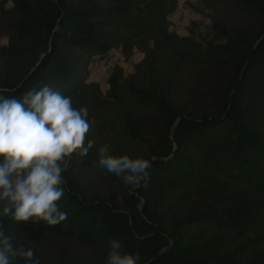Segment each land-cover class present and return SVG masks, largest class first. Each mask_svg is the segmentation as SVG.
<instances>
[{"label": "trees", "instance_id": "obj_1", "mask_svg": "<svg viewBox=\"0 0 264 264\" xmlns=\"http://www.w3.org/2000/svg\"><path fill=\"white\" fill-rule=\"evenodd\" d=\"M213 39L169 29L178 0H0V94L49 85L94 120L63 173L67 219L0 225L40 264H106L108 241L140 264H264V0H200ZM144 56L108 91L92 59ZM151 159L147 187L97 167L98 150ZM15 264H27L17 258Z\"/></svg>", "mask_w": 264, "mask_h": 264}, {"label": "clouds", "instance_id": "obj_2", "mask_svg": "<svg viewBox=\"0 0 264 264\" xmlns=\"http://www.w3.org/2000/svg\"><path fill=\"white\" fill-rule=\"evenodd\" d=\"M94 120L86 107L45 84L33 87L22 99L0 94V202L2 214L16 222L43 221L57 226L67 219L60 207L67 171L74 156H87L94 146L85 143ZM151 159L114 156L107 145L98 150L97 167L120 178L126 186L147 187ZM14 237L0 225V264H40L34 250L15 247ZM106 264H140L139 253H126L118 240L108 241Z\"/></svg>", "mask_w": 264, "mask_h": 264}, {"label": "rangeland", "instance_id": "obj_3", "mask_svg": "<svg viewBox=\"0 0 264 264\" xmlns=\"http://www.w3.org/2000/svg\"><path fill=\"white\" fill-rule=\"evenodd\" d=\"M169 29L179 36H192L197 42L205 44L213 39L210 11L200 0H178L176 9L169 14ZM144 54L134 50L130 57L122 56L119 50H111L105 55H95L92 59V71L89 82L97 83L103 93L108 91L107 78L115 69L121 70L124 77L133 72L134 66Z\"/></svg>", "mask_w": 264, "mask_h": 264}]
</instances>
